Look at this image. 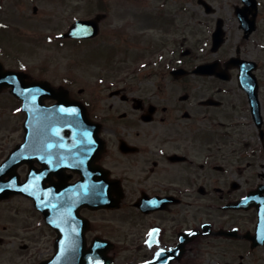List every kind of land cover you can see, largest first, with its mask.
<instances>
[{"label":"flooded vegetation","instance_id":"af4514ba","mask_svg":"<svg viewBox=\"0 0 264 264\" xmlns=\"http://www.w3.org/2000/svg\"><path fill=\"white\" fill-rule=\"evenodd\" d=\"M99 1L109 8L108 0ZM155 1L158 11L147 6L146 14H137L158 16L175 27L187 13V0ZM188 1L194 5L189 13L198 30L210 36L197 44L195 63H213L216 74L174 79L169 67L161 65L163 54L157 61L163 69L159 77L170 80L159 89L190 80L181 91L139 92L125 78L124 86L110 92L116 96L109 97L119 101L105 104L108 99L98 92L92 97L81 89L79 94L86 97L81 100L74 96L72 82L55 86L29 72L12 48L19 50L15 40L39 33L45 25L55 26L48 32L54 36L66 30L58 31L56 13L41 10L42 0H0V164L17 146H26L28 129L35 128L31 142L36 147L21 150L18 173L22 181H41L42 193L51 194L56 206L52 252L45 259L57 254L59 243L89 247L104 240L110 244L112 264H264V0ZM172 35L170 29L162 33L156 39L158 49H166ZM173 40L175 50L167 65L185 67L187 55L177 52L187 39L184 35ZM11 71L20 73L13 77L20 98L13 94L14 86L5 83ZM35 81L66 89L99 124L105 146L94 167L85 149L50 141L52 134L40 131L53 128L49 116H36L30 123L26 94ZM56 135L69 140L64 131ZM85 175L93 178L85 186L87 204L72 189L67 198L59 196L60 184L73 188ZM19 198L31 204L41 220L22 232H34L40 242L37 234L44 217L31 199ZM3 231L9 234L0 235V264H27L25 246H16L25 240L20 232L11 234L8 227Z\"/></svg>","mask_w":264,"mask_h":264},{"label":"rangeland","instance_id":"374dc122","mask_svg":"<svg viewBox=\"0 0 264 264\" xmlns=\"http://www.w3.org/2000/svg\"><path fill=\"white\" fill-rule=\"evenodd\" d=\"M108 1L109 8H106L104 3L99 0H69L65 4L60 3L59 0H42L39 3L41 10L57 14L58 18L54 22L58 31L61 32L67 30L69 24L75 19L107 13L108 16L103 22L101 35L98 39L90 42H61L59 36L48 33L51 32L49 28L53 29L55 26L45 25L42 28L43 31L39 33L33 32L23 35L20 37L21 39L17 38L15 47L19 50L12 48L20 53L27 69L34 76H41L55 86L66 85L67 87L71 84L74 96L81 100L86 97L79 94V90L85 89L86 93L92 97H98L95 95L98 92L107 98L105 104L118 102L117 98L109 97V92L124 86L125 78L127 84L134 85L139 92L181 91L185 83L187 84L190 80L159 89V87H164V84L168 83L170 79L163 82V79L159 77L162 73L160 71L163 69L155 66L154 63L161 59L162 54L165 53L166 58L161 65L162 67L165 66L164 64L168 66L167 56L172 54L174 49L173 38L178 39L185 35L186 46L179 54H190L186 61L193 60L192 63L195 64L197 44L210 40V36L204 31L198 30L193 15L188 12L193 11L194 5L187 0L186 15L182 16L179 22L177 21L175 27H172L173 25L167 26L163 19H158V16L145 15L141 17L137 14L139 12L146 14L149 7H151V12L158 11L157 7L160 4L155 0L150 1L151 4L138 3L135 0ZM171 6L173 7L174 4ZM103 8H106L107 11ZM63 15H68L70 18L62 20ZM162 22L165 29H162ZM168 29H170V33H173L170 37L171 43L166 49H158L160 42L156 39H160L162 33L167 32ZM48 36L52 37L49 42L46 41ZM69 82L72 83L69 84ZM39 223H41L40 217L32 210L31 204L20 198L0 204V235L9 234L3 231L4 227L11 229V234L20 232L19 237L25 240L16 242V246L18 244V246H25L22 250L26 254L27 264H37L52 251L49 229H38L37 235H40V242L35 239L34 232H22L24 226L33 227ZM2 252H4V248H0V253Z\"/></svg>","mask_w":264,"mask_h":264},{"label":"water","instance_id":"95a60500","mask_svg":"<svg viewBox=\"0 0 264 264\" xmlns=\"http://www.w3.org/2000/svg\"><path fill=\"white\" fill-rule=\"evenodd\" d=\"M100 17H98V20ZM96 22V21H95ZM95 22L90 24V28L94 31L92 35H82L78 29L83 28L87 25L88 22H77L73 26L71 32L67 35L69 37H93L98 31L96 30ZM96 30V31H95ZM205 72L211 73V67L198 68L195 72ZM177 74V73H175ZM179 75H184L186 72L180 70ZM59 100L57 105L45 109L47 112L50 111L53 120L51 123H60L64 122L71 125L74 128L75 132V141L76 144L86 146L87 149L90 148L91 162H95L101 154L103 146L98 137L99 129L94 125L92 121L83 114V107L80 103L76 101H71L67 99L66 103L64 98L56 97ZM82 113V114H81ZM34 124V123H33ZM73 129H71L72 131ZM53 132H57L56 129H53ZM53 139H58L56 136H53ZM85 143V144H84ZM20 162V153L17 149L10 157V159L0 167V201L14 194H28L32 195L34 191L28 188V185H23L19 182L18 175L14 174V170L17 168ZM10 175V179L6 180L5 177ZM47 221L51 223V216L47 215ZM69 246V247H68ZM102 244H96L92 249L86 250L85 245L79 243L71 244H62L61 253L58 257L50 260L44 264H111V261L106 256V251H103Z\"/></svg>","mask_w":264,"mask_h":264},{"label":"snow or ice","instance_id":"6c2138e0","mask_svg":"<svg viewBox=\"0 0 264 264\" xmlns=\"http://www.w3.org/2000/svg\"><path fill=\"white\" fill-rule=\"evenodd\" d=\"M150 236L152 235V233L149 234Z\"/></svg>","mask_w":264,"mask_h":264}]
</instances>
